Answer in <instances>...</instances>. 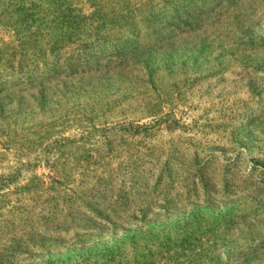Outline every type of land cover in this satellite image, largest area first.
Returning <instances> with one entry per match:
<instances>
[{
	"label": "rangeland",
	"instance_id": "374dc122",
	"mask_svg": "<svg viewBox=\"0 0 264 264\" xmlns=\"http://www.w3.org/2000/svg\"><path fill=\"white\" fill-rule=\"evenodd\" d=\"M66 2L0 0V264H31L7 262L14 235L95 211L145 220L74 248L72 231L33 264H186L187 238L218 243L206 264H264V0H186L223 5L202 32L86 56L62 40Z\"/></svg>",
	"mask_w": 264,
	"mask_h": 264
},
{
	"label": "trees",
	"instance_id": "16d2710c",
	"mask_svg": "<svg viewBox=\"0 0 264 264\" xmlns=\"http://www.w3.org/2000/svg\"><path fill=\"white\" fill-rule=\"evenodd\" d=\"M65 1L67 2L64 6H66L67 10L63 12V18L65 20L77 21L78 24L75 28L71 27L72 29L70 28V31H72V34L70 36L63 35L62 40L69 41L73 39L70 43V48L72 46L78 48L73 49L72 53H82L85 56L91 52L94 44L98 46L101 44L102 46L108 45L109 43L117 44L123 41L124 38H133L137 41L156 39L157 42H166L202 32V29L206 27L204 23L210 19L206 13V7L216 6L221 8L220 6L223 5V2L210 5L203 3L197 8H194L191 3L188 6L185 5L186 0ZM49 47L51 52L55 51L60 53L63 44L61 46L52 44ZM100 182L101 179H99ZM262 183L264 184V177ZM81 187H83L82 184L68 180L66 185L61 189L60 195H62L64 201L68 204L82 202L84 196H81L78 192ZM88 208L92 209L93 207L88 206ZM95 213H97V218L80 219L67 216L53 218L51 220L43 219L41 223L43 224L42 227H44L45 233H28L21 237L14 235L11 239L14 246L11 247L12 252L7 262H17L18 258L22 256L24 257L23 261H31V264H33L36 262L37 253L49 251L53 243L56 246L63 247V242L65 243V239L69 237L68 234L72 231L77 232L74 237L77 243H73L71 246L74 248L87 235H89V241L92 240L90 242H95L93 238L96 234L93 235L92 233H98L100 236L106 231L124 230L119 223L131 226L136 224L137 221H143L142 223H144L145 220V218L138 220L135 216H132L128 217L131 220H120L117 222L105 221L101 219L102 216H99L100 211H95ZM190 240L187 238L182 242V248H185V254H182V260L186 264H206L211 262L212 260L208 261L210 256L208 255V250L218 246V243L214 242L210 246L211 240L208 239L205 244L197 245L191 243L193 241ZM58 241L62 242L60 243ZM99 258H92L89 255L83 256L79 259L80 261L77 260L74 264H90L93 260L99 263L101 261Z\"/></svg>",
	"mask_w": 264,
	"mask_h": 264
}]
</instances>
